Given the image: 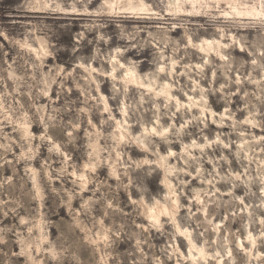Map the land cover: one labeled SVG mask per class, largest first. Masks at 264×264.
<instances>
[{
	"label": "clouds",
	"instance_id": "clouds-1",
	"mask_svg": "<svg viewBox=\"0 0 264 264\" xmlns=\"http://www.w3.org/2000/svg\"><path fill=\"white\" fill-rule=\"evenodd\" d=\"M0 264H264V0H0Z\"/></svg>",
	"mask_w": 264,
	"mask_h": 264
}]
</instances>
